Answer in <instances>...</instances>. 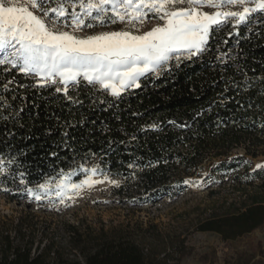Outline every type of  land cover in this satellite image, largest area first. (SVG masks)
<instances>
[{
  "label": "trees",
  "instance_id": "obj_1",
  "mask_svg": "<svg viewBox=\"0 0 264 264\" xmlns=\"http://www.w3.org/2000/svg\"><path fill=\"white\" fill-rule=\"evenodd\" d=\"M233 25L216 28L199 55L172 59L159 76L142 77L140 87L119 98L83 81L65 96L54 87H33L34 78L0 66V157H15L10 172H24L27 181L0 176V192L19 200L27 196L26 186L34 189L61 169L98 167L122 181L116 193L129 202L155 203L181 191L185 179L206 165L214 173L243 169L262 180L264 190V170L250 174L242 164L264 155V14ZM237 148L243 153H233ZM247 196L243 210L214 215L198 230L227 241L262 226L264 196ZM69 228L72 246L82 250L76 228ZM22 230L21 219L14 235L0 230V264L155 263L123 236H98L77 260L64 257L53 241L36 242Z\"/></svg>",
  "mask_w": 264,
  "mask_h": 264
},
{
  "label": "snow or ice",
  "instance_id": "obj_2",
  "mask_svg": "<svg viewBox=\"0 0 264 264\" xmlns=\"http://www.w3.org/2000/svg\"><path fill=\"white\" fill-rule=\"evenodd\" d=\"M256 13L264 14V0H0V66L34 78L33 87H54L65 96L70 86L83 81L119 98L140 87L142 77L159 76L158 70L174 57L179 61L180 54L191 58L201 53L219 26L234 20L237 27ZM149 19L159 23L141 31ZM109 24L123 27L77 34ZM15 164V157H0V176L18 177L26 185L24 172H10ZM76 171L61 169L38 183L39 191L27 186L25 190L36 201L47 198L51 203L55 197L64 203L70 193L79 195L84 187L105 181L118 186L103 173V179H93L98 167L83 168L85 178L73 182Z\"/></svg>",
  "mask_w": 264,
  "mask_h": 264
},
{
  "label": "rangeland",
  "instance_id": "obj_3",
  "mask_svg": "<svg viewBox=\"0 0 264 264\" xmlns=\"http://www.w3.org/2000/svg\"><path fill=\"white\" fill-rule=\"evenodd\" d=\"M203 10L213 11L207 7ZM230 22L235 24L234 20ZM157 23L156 19H149L141 31H148ZM122 27L121 24L97 25L77 34L120 30ZM181 58L188 57L180 54ZM233 153L242 154L243 150L237 148ZM242 164L248 165L250 174L264 170V167L257 168V165H264V155L246 158ZM208 168L206 165L201 174L187 177L185 187L178 193L161 197L155 203L129 202L125 196L116 193L122 181L101 170L92 178L101 180L103 173L116 180L118 186L105 181L84 187L79 195L70 193L71 199L65 198L64 203L55 197L51 203L47 198L36 201L28 194L25 198L11 200L6 192H0V230L14 235V225L21 219L26 236L31 235L34 241L42 244L53 241L69 259L81 260V251H87L92 240L107 234L130 238L141 245L151 253L154 264H253L260 259L264 264V224L227 241L218 233L198 230L200 223L214 215L243 210L250 202L247 193L264 196L260 187L262 180L253 179L243 169L214 173ZM84 178L81 169L73 174L72 181L79 182ZM250 181H253L252 185ZM34 190L39 191L37 187ZM70 226L76 228L75 235L80 238L82 250L72 246L75 237Z\"/></svg>",
  "mask_w": 264,
  "mask_h": 264
}]
</instances>
